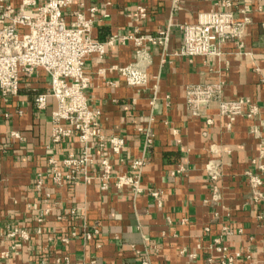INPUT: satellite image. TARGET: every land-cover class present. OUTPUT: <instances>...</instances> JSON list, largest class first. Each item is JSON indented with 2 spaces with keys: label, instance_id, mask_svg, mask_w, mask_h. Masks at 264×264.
Wrapping results in <instances>:
<instances>
[{
  "label": "crops",
  "instance_id": "0c3cea01",
  "mask_svg": "<svg viewBox=\"0 0 264 264\" xmlns=\"http://www.w3.org/2000/svg\"><path fill=\"white\" fill-rule=\"evenodd\" d=\"M72 1L68 22L74 11L90 17V9L97 8L93 39L115 40L104 58L87 60L91 83L86 95L91 110L100 112L102 135L122 138L125 146L114 155L108 143L103 149L97 141L93 145L95 160L109 159L114 167L106 190L99 165L89 170L90 185L83 175L64 176L57 185L49 159L79 155L78 133L54 144V101L39 112L31 91L6 101L0 94V264H66L65 258L69 264H209L210 259L222 264L225 255L213 249L216 240L228 254L240 255L237 264H264V184L263 198L255 201L246 174L264 180L258 169V161L264 165V0ZM138 7L148 11L142 21H136ZM217 11L249 18L242 47L225 43L219 57L177 56L183 42L180 26ZM166 30L167 56L162 47L147 45L146 86L130 87L109 71L136 61L135 42L119 39ZM219 83L226 100H250L258 114L230 121L214 104L205 115L192 116L187 87ZM135 161L144 162L142 191L118 189L117 177L138 175ZM214 171L218 181L211 178ZM95 230L98 235L84 238Z\"/></svg>",
  "mask_w": 264,
  "mask_h": 264
},
{
  "label": "built area",
  "instance_id": "2783aa9c",
  "mask_svg": "<svg viewBox=\"0 0 264 264\" xmlns=\"http://www.w3.org/2000/svg\"><path fill=\"white\" fill-rule=\"evenodd\" d=\"M12 5L8 0H0V94L3 100L18 96L21 91H31L33 103L37 111H46L50 102H55V109L51 114L53 124L52 143L58 144L64 139L78 133L82 150L79 155L69 154L61 161L51 157L50 165L54 167L52 179L61 185L63 177L75 180L78 175L84 176L87 185L93 182L89 170L99 165L102 170L100 180L103 189L114 178V167L109 159L95 160L93 145L103 149L110 145L114 155L121 154L125 142L122 138L113 137L109 140L99 129V111L91 110L86 95L91 78L86 72L87 60L92 56L104 58L107 48L115 44L114 39L102 42L93 39L94 16L97 8L90 9V17L85 11L77 10L72 13L73 21L68 22L66 10L72 0H17ZM247 11L244 10L243 13ZM148 16L145 7H138L136 21H142ZM249 18L241 20L233 12L217 11L202 17L196 24L180 26L183 42L176 54L180 57L194 59L197 57L211 58L222 54L221 46L235 42L239 47L243 45ZM133 40L137 47L136 61L125 66H113L109 71L121 75L130 87H143L148 83V73L143 68L149 51L147 45L163 48V57L167 56V46L170 40L169 31H162L158 35L126 36L121 42ZM106 70H101L104 73ZM46 85V91H40L41 85ZM186 104L194 117H201L214 104L218 106L219 115L234 121L241 116L253 118L258 114V106L250 100L240 99L228 101L224 97V85L197 84L190 85L186 90ZM2 114L0 113V116ZM211 123V120H208ZM13 138L21 139L19 133L13 132ZM152 143V137L148 138ZM67 170L66 175L59 167ZM144 167L143 161H135L133 169L138 173L136 177L120 176L116 179V187H134L141 192L139 177ZM258 169L264 172V165L258 161ZM248 185L255 201L263 198L261 188L264 184L263 176L247 172ZM213 181H218L217 171L211 173ZM42 184L40 181L39 186ZM155 198L158 192H152ZM42 222L43 219L38 220ZM99 231L84 233L86 240H91ZM74 236L77 234L74 233ZM23 237L27 236L23 233ZM213 249L223 253L225 261L222 264H237L239 254L230 255L227 248L216 240ZM228 254V255H227ZM69 264V259H64ZM144 264H148L144 262ZM213 264V260H209Z\"/></svg>",
  "mask_w": 264,
  "mask_h": 264
}]
</instances>
